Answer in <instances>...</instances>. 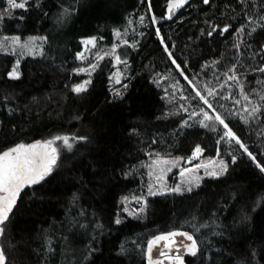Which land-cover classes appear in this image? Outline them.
Instances as JSON below:
<instances>
[{"label": "trees", "instance_id": "1", "mask_svg": "<svg viewBox=\"0 0 264 264\" xmlns=\"http://www.w3.org/2000/svg\"><path fill=\"white\" fill-rule=\"evenodd\" d=\"M167 2L0 0V36L43 39L17 64L0 48V153L54 140L59 156L3 225L6 264H148L149 240L174 229L196 237L186 264H264V0H193L169 22ZM197 146L228 159L224 175L148 194L151 159L187 161ZM140 196L131 217L126 199Z\"/></svg>", "mask_w": 264, "mask_h": 264}, {"label": "snow or ice", "instance_id": "2", "mask_svg": "<svg viewBox=\"0 0 264 264\" xmlns=\"http://www.w3.org/2000/svg\"><path fill=\"white\" fill-rule=\"evenodd\" d=\"M26 2L27 0H25V3ZM184 2H186V0H175L174 4L169 5V11L171 12L173 8L180 7ZM204 2L208 3V0H204ZM9 3L13 8L25 7V3H18L16 2V0H9ZM223 31H228V29L225 28L223 29ZM117 36H119V33H117ZM18 42V38H13V44H16ZM84 43L85 45H94L95 41L94 39L86 40L84 41ZM23 47H27V45H23ZM165 50H167V48ZM168 55L171 56V53L169 52ZM81 58H83V54H81ZM116 59L117 61H119V57H117ZM173 63H175V61H173ZM92 67L94 68L95 65H93ZM177 68H179V65H177ZM262 71H264V69H262ZM12 75L13 77H17L18 74L15 69L13 70ZM185 79H187V77H185ZM229 79H236V77L230 76ZM87 83L88 82L86 81L85 84L78 85L74 89V91H84L86 89ZM189 83H191V81ZM208 94L212 95L211 90ZM197 96H199L200 99L203 100L204 104H207L210 109L212 108V105L208 102V100L204 96L200 95L199 92H197ZM245 99H247V97H245ZM237 103H239V101H237ZM185 111H187V109H185ZM213 111L215 110L213 109ZM253 111H256V109L254 108ZM203 117L204 121H218L219 124L223 125L224 129H226L227 131L223 132V136L221 137V139L228 138L229 143L232 142V140H235V142L244 149V152L248 154L249 158L253 161H256V157L253 156L252 153L248 152L247 147L244 146L240 139L235 136V133L232 132L228 124H226L219 115L211 116L208 112H203ZM204 121H201V123L204 127H208L209 125L205 124ZM56 139H62L63 143L70 147L68 138L56 137ZM54 143V140H49L45 142L33 143L27 146L24 144H19L0 153V224H3L4 221L8 219V214L11 212L13 206L15 205L17 197L22 189L25 186H31L40 183L52 172L53 166L56 164L57 160V149L53 147ZM200 152L201 149L199 148V146H197V148L195 149V153L198 154ZM193 158H196V156L194 155ZM156 163L168 164L170 162L157 161ZM209 163L214 164L215 162L210 161ZM219 167L221 172L225 171L227 168V166L224 165L222 161L220 162ZM257 167L260 168L261 171H264V166H261L258 162ZM207 174L215 176L218 173L213 170L211 172H208ZM181 175H183V172L181 173ZM190 190L191 189H189V191ZM173 191L179 192L180 189L179 187H177L173 189ZM149 192L150 194H155L151 192V189H149ZM117 223H119V221H117ZM2 232L3 229L0 228V234H2ZM178 235L185 236L188 240L193 241L191 247L188 250L193 255H195V240L191 235H188L187 233L171 232L167 235H161L156 237L151 242V244H157L159 241L175 243L174 237ZM148 250L149 253H151V245L149 246ZM0 264H5V257L2 250H0Z\"/></svg>", "mask_w": 264, "mask_h": 264}, {"label": "rangeland", "instance_id": "3", "mask_svg": "<svg viewBox=\"0 0 264 264\" xmlns=\"http://www.w3.org/2000/svg\"><path fill=\"white\" fill-rule=\"evenodd\" d=\"M18 3H24L25 0H16ZM9 6V0H7ZM13 38H18V43L13 44ZM34 41V42H33ZM27 45V47H23ZM43 39L38 36L33 37H2L0 36V48L12 53L16 57V64L24 57L29 55H38L42 51ZM120 61H115V71L113 72V83L118 82L122 75L123 69L120 65ZM88 82V79L83 80V82ZM79 83V84H81ZM78 84V85H79ZM87 83V88H88ZM196 158H193V156ZM157 161H169L168 164L159 163ZM214 161L215 163H209ZM223 162L224 165L228 168V159L225 157H203V150L200 153H193L192 157L185 161L182 158H169V157H154L151 159L147 166L148 172V194H150L149 189L152 193L157 194H166V193H183L189 191V189L196 188L200 185L205 178H216L225 174V171H220V162ZM163 170V171H162ZM215 170L218 174L215 176L208 175V172ZM183 172V175L181 173ZM159 178V179H158ZM179 187L180 191H173V189ZM154 196L153 194H150ZM135 202L132 206L129 204ZM126 205L123 208V211L126 212L129 216L135 217L141 215L145 212V198L143 197H128L126 199Z\"/></svg>", "mask_w": 264, "mask_h": 264}, {"label": "water", "instance_id": "4", "mask_svg": "<svg viewBox=\"0 0 264 264\" xmlns=\"http://www.w3.org/2000/svg\"><path fill=\"white\" fill-rule=\"evenodd\" d=\"M193 0H186V2H184L180 7L177 8H173L172 11H169V5L174 4L175 0H168L167 2V6H166V13H165V20L167 22L172 21L176 18V16L184 9L186 8ZM203 1L204 0H200ZM212 0H208V3L204 2L205 6H208L210 4ZM85 84V82L79 84L82 85ZM78 86V85H77ZM86 89H87V84H86ZM53 147H55L53 145ZM58 152H57V160H56V164L53 166L55 167L58 163ZM35 185V184H34ZM34 185L31 186H25L19 193L16 203L13 206L11 212L8 214V218L11 215V213L13 212L14 208L16 207L20 196L28 189V188H32ZM7 221V220H6ZM4 221V223L6 222ZM3 224H0V228L3 229ZM171 232H182V233H187L188 235H191L193 237V239L195 240V244H196V249L195 252L197 251V242H196V237L195 235L185 229H174L168 232H163L160 234H157L155 236H153L149 242H148V246L147 249H149V246L151 245V253H149L148 250V257H147V261L148 264H186V260L188 257L193 256V254L188 250L193 241L188 240L185 236H176L174 237V241L175 243H169L167 241H159L157 244L152 245L151 242L158 236L161 235H167ZM3 233V232H2ZM2 234H0V238H1ZM0 250H2L1 245H0ZM163 253V254H162ZM4 255V254H3ZM5 257V256H4ZM5 264H6V257H5Z\"/></svg>", "mask_w": 264, "mask_h": 264}]
</instances>
